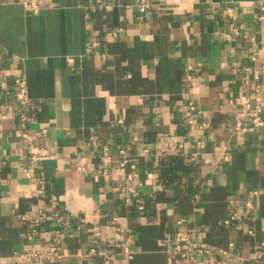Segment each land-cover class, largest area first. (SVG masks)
<instances>
[{
	"label": "crops",
	"instance_id": "1",
	"mask_svg": "<svg viewBox=\"0 0 264 264\" xmlns=\"http://www.w3.org/2000/svg\"><path fill=\"white\" fill-rule=\"evenodd\" d=\"M139 2L0 0V264H264V0Z\"/></svg>",
	"mask_w": 264,
	"mask_h": 264
},
{
	"label": "built area",
	"instance_id": "2",
	"mask_svg": "<svg viewBox=\"0 0 264 264\" xmlns=\"http://www.w3.org/2000/svg\"><path fill=\"white\" fill-rule=\"evenodd\" d=\"M98 1H101V0H98ZM40 2L41 0H23L24 6L28 10L35 12V13L41 9ZM139 6H140V9L143 11L150 8V4L147 2V0H140ZM232 11L233 10L231 9H227L225 13L227 15H232ZM235 31L236 33H238L239 29L236 28ZM16 85L18 88L16 92V99H17L19 107L23 109L30 103V100H31L28 94L26 80L23 77H18L16 79ZM190 109L193 110L194 107L191 106ZM261 113H262V106L257 105V107L253 108L249 100L246 99L244 101L242 117L244 119H251V122H252L251 124L253 126H259L263 124ZM28 144L30 145V147H34V144L31 140L28 141ZM46 154H47V151L42 148L38 152L39 156H44ZM255 195H256V192H253L250 195V198L246 201L247 206L252 207L253 197ZM231 221L232 220L230 219V220H227L226 222L230 223ZM93 252H97L101 255H105L104 251H99L97 249L93 250ZM37 254L38 253H34V255H37ZM210 255H212V248L208 244L197 241L192 232L188 230H182V231H178L175 233L174 247L170 253L169 264H199L198 261L200 257L204 258L206 256L209 257Z\"/></svg>",
	"mask_w": 264,
	"mask_h": 264
}]
</instances>
